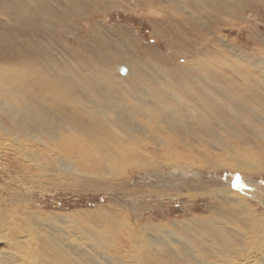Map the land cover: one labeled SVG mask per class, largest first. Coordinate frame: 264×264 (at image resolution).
<instances>
[{
  "label": "rangeland",
  "instance_id": "1",
  "mask_svg": "<svg viewBox=\"0 0 264 264\" xmlns=\"http://www.w3.org/2000/svg\"><path fill=\"white\" fill-rule=\"evenodd\" d=\"M186 1L0 0V68L7 69L12 68L11 66L18 68L26 78H33L34 87L42 86L47 89L48 91H45L40 87L48 97H52L56 90L59 98L69 97L75 103L91 105L87 107L96 109L95 114L101 112L104 125L108 128H112L109 122L115 120L114 117L117 116L113 108L117 105L115 100L120 101L119 96L125 97L122 105L135 103L164 105L169 112L167 116L161 119L156 117L151 124L146 123L140 114L133 115L132 120L138 123L135 125L136 128L152 130L151 134L137 135L138 144L151 149L158 147L156 141L151 138L154 134L167 139L162 126L176 130L172 125H177V120L181 118L173 113L175 111L190 116L188 112L194 108L201 119L208 118L206 111L214 112L215 117L209 120V129L216 132L219 131L217 123L229 125L234 122L230 116V109L233 115H239L247 124L254 123L244 110L246 106L256 108L258 102L244 99L247 93L238 86L240 84L243 86V82L235 78V73L249 71L251 78L259 80L264 86V0H249L250 3L244 10L235 8L236 19L228 16L224 3L217 4L216 0H188L190 6L194 7L191 14L188 9H183ZM2 13L6 17H2ZM180 47L183 48L182 53ZM192 48L194 50L190 52ZM219 50L221 53L216 52ZM201 55L214 62L218 70L223 72L227 79L231 78L235 84L214 82L215 78L210 76V84L213 85L203 83L210 92L201 88L203 84L199 83V79L205 72L197 71L194 64V60ZM120 66L129 68L131 76L126 77L117 73ZM163 69L170 73L164 76L161 72ZM127 84L134 86L125 88ZM223 84H229V87L226 88ZM20 86L19 91L26 90L23 85ZM185 86L192 88L191 91L196 94L185 91L187 90ZM130 91L132 94H129ZM169 92L180 96L179 105L176 99L167 98ZM140 93L141 98L153 96L159 100L133 101L132 98ZM9 98L8 95L1 96L3 107L10 106L7 103L12 99ZM26 103L29 104L27 101ZM106 105L110 106L102 107ZM84 112L94 116L89 109H84ZM9 114H12L11 110L0 109V127L12 124ZM141 124L146 128L138 126ZM195 131L199 132L198 129ZM42 134L49 136L44 132ZM224 137L228 141L239 143L238 138L227 135ZM184 140H187V137L178 134L171 142ZM247 141L258 147L261 143L264 145L262 137L254 141L252 137L245 135L244 146ZM129 145L128 142L126 146ZM262 152L264 154V148ZM60 169L65 170V164H61L60 167L58 164L57 167L52 165L49 168L43 167L40 170L43 177L28 179L25 173L21 172L25 175L23 176L0 165V185L9 182L15 187L19 185L13 181L16 178L24 182L23 185L29 190L23 193L24 199L31 202L30 206L33 204L43 211V219L54 217L50 227L51 231L58 235H62L64 230L72 231L70 220L84 224L82 231H76L73 227L74 234H71L70 238L75 245L79 239L85 241L88 244L87 251L96 258V264H121V254L117 253V250L131 247L134 249L132 237L128 247V231L133 232L135 237L138 236L147 221L154 225H164L170 231L177 229L183 233L184 239L181 240L185 241L187 246L191 242H196L194 236H187L184 232L186 228L179 229L181 227L178 228L175 221H186L193 213L213 216L208 210L211 202L203 193V189L206 188L202 186L203 184L208 183L213 187L226 184L233 191L239 190L249 198L251 196L248 193L253 192L255 186H264V173L248 176L226 169L212 171L180 168L173 171L169 167L159 166L149 172L132 173L131 170H127L124 175L115 181L110 180L108 184L89 183L84 179L66 180L64 175H58L57 171ZM188 185L191 188H188ZM19 194L20 189L4 191L3 197L0 198L1 205L8 207ZM246 201L259 211L264 209L254 200ZM101 212L110 215L98 221L97 216ZM80 214H85V217H74ZM111 222H115V226L121 229L119 232L115 230V251L108 247L106 249L105 242L109 238L108 234H112V229H105ZM63 224L69 226L65 228ZM41 229L45 233L46 225L41 224ZM21 236L25 238L24 234ZM227 240L235 241L230 234H227ZM206 242L207 239H201L197 242L198 249H176L175 253L166 251L165 244L159 245L155 242L159 249L156 255L172 264H194L191 256H199L201 252L214 257L209 260L218 262L211 249H204ZM97 243L103 245L96 246ZM3 244H0L2 253L8 251ZM173 245L172 243L170 247ZM25 255L26 253L21 252L13 258L17 256L24 260L27 258ZM56 255L57 257L53 255L54 259H46L44 264L65 262L67 255L62 254V249H57ZM255 260L259 262L263 258L259 254ZM3 264L9 263L5 261Z\"/></svg>",
  "mask_w": 264,
  "mask_h": 264
},
{
  "label": "bare ground",
  "instance_id": "2",
  "mask_svg": "<svg viewBox=\"0 0 264 264\" xmlns=\"http://www.w3.org/2000/svg\"><path fill=\"white\" fill-rule=\"evenodd\" d=\"M216 3H224L228 10V16L236 19L235 8L238 7V9L244 10L250 2L249 0H216ZM184 8L188 9L191 14L194 7H191L187 0L183 6ZM1 16L6 17L4 13ZM179 49L182 53L183 48L180 47ZM193 50L192 48L190 52ZM216 52L221 53L220 50ZM226 54H228L227 51ZM213 63L202 55L196 61L194 60L196 70L205 72L202 78L197 77L200 84L202 82V84L207 83L209 86L213 85L210 84V76L215 78L214 82L235 84L230 80L231 78L227 79L225 74L220 72L216 64ZM11 67L7 69L0 68V95H8L9 99H12L7 103L10 106L5 108L2 105L0 96V109L12 111V114H9L12 124L8 123V127L5 125L0 127V165L11 172L21 175H23L21 173L23 172L26 174V176H23L28 179H38L43 177L40 171L43 167L49 168L50 165L57 167V164L60 167L61 164H65V170L60 169L57 173L58 175H64L66 180L71 178L84 179L89 183L100 182V184L105 182L108 184L110 180L115 181L116 178L124 175L127 170H131L132 173L149 172L159 166L169 167L173 171L180 170V168H192L191 170L206 169L212 171L226 169L233 172H242L248 176L264 173V154L262 152L264 145L261 143L260 147L254 146L249 143L250 141H247L245 146L243 145L245 135L252 137L254 141H257L260 137L264 138V86L259 80L251 78L249 71H246L248 74L243 71L237 72L235 78H238L241 83L243 82L244 87L241 84L238 86L247 93L244 99L258 102L256 108L246 106L244 110L254 123L247 124L245 119L239 115H233L232 109H230V116L234 122L229 125L217 123L219 131L216 132L209 129V120L215 117L214 112L206 111L208 118L201 119L194 108H192L193 110L187 109L190 116L175 111L173 113L181 118V120H177V125H172V128L176 130L173 131L167 126H162L167 139L154 134L151 138L156 141L155 144L158 147L157 149H151L148 146L138 144L137 135L151 134L152 130L136 128L135 125L138 123L132 120L133 115L140 114L142 119L145 118L146 123L151 124L154 123L156 117L161 119L167 116L169 112H167L164 105L160 106L156 103H151V105L138 103L122 105L121 102L125 97L123 98L121 95L122 98L118 97L119 102L115 100L117 105L113 108L117 116L114 117L115 120L109 122L112 128H108L104 125L100 115L101 112L95 114L96 109L87 107L91 105L75 103L69 97L59 98L56 90L53 92L52 97H48L40 88L42 86L34 87L35 81H33V78H26L21 70ZM121 67L123 66L117 69V73H119ZM126 70L127 74L124 76H131V70L129 68ZM163 70H161L163 75L170 73L166 69ZM20 84L26 90L19 91ZM204 84L201 88H205L206 92H210ZM130 85L134 86L133 84H127L124 87L129 88ZM223 85L226 88L229 87V84ZM13 86L16 88H13ZM42 88L48 91L44 87ZM184 88L187 89L185 91L196 94L191 91L192 88L187 86ZM148 93L152 94L150 91ZM184 93L187 95L186 92ZM129 94H132L131 91ZM141 94L132 98L133 101L155 102L153 100H159L158 97L153 96L141 98ZM130 97H133V95H130ZM179 97L172 92L167 94V98L176 99L178 105L181 102L178 99ZM107 106L110 105L102 107ZM96 108L101 110L99 106H96ZM84 109L91 110L94 116L85 113ZM141 123L143 124V122ZM142 124L138 126L142 127ZM195 129H198L199 132H196ZM179 130L181 132H178ZM43 132L49 136L42 134ZM178 134H184L187 140L171 142ZM225 135L238 138L239 143L226 140ZM128 142L130 145L126 146ZM151 147H153L152 142ZM245 147H247L246 151ZM157 155H161V157ZM13 181L18 182L19 185L12 187L13 184L9 182L0 185V198L3 197L4 191L19 189L21 191V194L17 195V198L8 204V207H4L0 203V244L4 243L3 245L8 249L6 252H0V264L5 261L9 264H44L46 259L57 257V249H62V254L67 255L65 262L62 264H96L95 256L86 249L88 244L79 239L78 244L75 245L70 238L71 234H74L73 227L76 231H82L84 224L74 223L70 220L69 225H71L72 231L64 230L62 232L63 236L52 232L50 226L54 217L49 216L46 220L43 219V211L41 212L33 204L30 206L29 203L31 202L24 199L23 193L29 191L27 186L23 185L24 182L18 178ZM209 185L206 183L202 186L206 187L203 189V193L210 199L211 204L208 206V210L213 216H200L193 213V215H190V219L186 221H175L178 228L185 227L186 229L182 230L186 232L187 236H194L196 242H191L187 246V243L181 240L184 239L183 233H180L177 229L170 231L164 225H154L147 221L140 229L138 236L135 237L133 232L128 231V247L132 237L134 249H131L133 248L131 247L130 249L117 250V253L121 254V264H172L170 261H163L156 255L159 249L155 242L159 245L165 244L166 251L170 250L175 253L176 249H198L197 242L201 239H207V245L204 249H211V253L216 255L218 262L209 260L214 257L200 252L199 256H191L194 264H264V209L259 211L251 207L246 201L247 199L254 200L260 208L261 206L264 208V186H255V190L248 193L251 196L249 198L239 190L233 191L226 184L216 185V187ZM188 188H191V186L188 185ZM194 195L197 194H192V196ZM107 215L110 214L99 213L97 216L98 221ZM74 217L83 218L85 214ZM41 224L47 227L45 233L42 232ZM67 226L64 225L65 228ZM105 229H112V234L107 233L109 238L105 240L106 249L108 247L115 251V230L119 232L121 229L115 226V222L108 224ZM21 234H24L25 238ZM227 234H230L235 241L229 242ZM31 235L33 236L30 237ZM151 238L154 240L153 243ZM172 243L174 245L170 247ZM100 245L103 244H96V246ZM93 251L96 250L93 249ZM21 252L26 253L27 258L24 260L29 262H25L22 257L16 256L13 258L14 255ZM259 254L263 260L257 262L255 259Z\"/></svg>",
  "mask_w": 264,
  "mask_h": 264
},
{
  "label": "water",
  "instance_id": "3",
  "mask_svg": "<svg viewBox=\"0 0 264 264\" xmlns=\"http://www.w3.org/2000/svg\"><path fill=\"white\" fill-rule=\"evenodd\" d=\"M119 73H120V75H122V76L126 75V74H127V70H126V68L121 67V68L119 69Z\"/></svg>",
  "mask_w": 264,
  "mask_h": 264
}]
</instances>
